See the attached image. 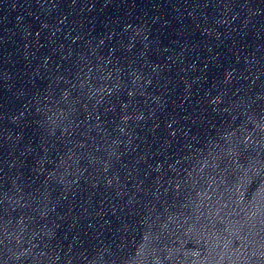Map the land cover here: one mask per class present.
Instances as JSON below:
<instances>
[{
  "label": "water",
  "instance_id": "1",
  "mask_svg": "<svg viewBox=\"0 0 264 264\" xmlns=\"http://www.w3.org/2000/svg\"><path fill=\"white\" fill-rule=\"evenodd\" d=\"M0 264H264V0H0Z\"/></svg>",
  "mask_w": 264,
  "mask_h": 264
}]
</instances>
